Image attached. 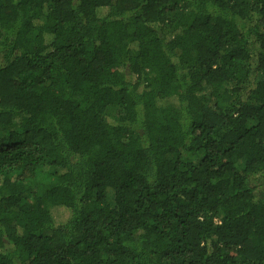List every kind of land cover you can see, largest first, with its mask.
<instances>
[{
    "label": "trees",
    "instance_id": "16d2710c",
    "mask_svg": "<svg viewBox=\"0 0 264 264\" xmlns=\"http://www.w3.org/2000/svg\"><path fill=\"white\" fill-rule=\"evenodd\" d=\"M0 264H264V0H0Z\"/></svg>",
    "mask_w": 264,
    "mask_h": 264
},
{
    "label": "rangeland",
    "instance_id": "374dc122",
    "mask_svg": "<svg viewBox=\"0 0 264 264\" xmlns=\"http://www.w3.org/2000/svg\"><path fill=\"white\" fill-rule=\"evenodd\" d=\"M57 215H58V219L59 220H62L63 218H65V216L67 215V213L64 212V211H60Z\"/></svg>",
    "mask_w": 264,
    "mask_h": 264
}]
</instances>
